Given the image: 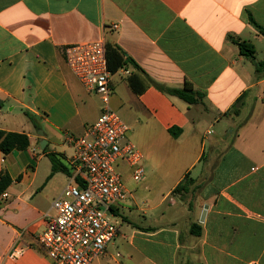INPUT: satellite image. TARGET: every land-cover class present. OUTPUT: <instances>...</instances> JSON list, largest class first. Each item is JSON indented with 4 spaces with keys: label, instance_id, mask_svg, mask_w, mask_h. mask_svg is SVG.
<instances>
[{
    "label": "crops",
    "instance_id": "1",
    "mask_svg": "<svg viewBox=\"0 0 264 264\" xmlns=\"http://www.w3.org/2000/svg\"><path fill=\"white\" fill-rule=\"evenodd\" d=\"M250 16L264 29V0H0V130L30 139L24 151H0V174L13 181L0 200V264H53L37 236L74 173L66 136L84 135L102 107L64 49L99 40L142 71L113 74L111 106L145 175L121 171L119 233L92 264H264V34ZM239 43L254 47V61ZM145 75L204 98L189 105ZM51 157L62 170L52 172ZM187 175L204 186L182 201L173 191ZM16 245L27 248L20 258L10 257Z\"/></svg>",
    "mask_w": 264,
    "mask_h": 264
},
{
    "label": "built area",
    "instance_id": "2",
    "mask_svg": "<svg viewBox=\"0 0 264 264\" xmlns=\"http://www.w3.org/2000/svg\"><path fill=\"white\" fill-rule=\"evenodd\" d=\"M64 56L86 91L99 96L101 114L84 135L67 134V142L75 150L74 173L62 195L53 201L55 214L45 216L46 228L37 240L53 264H92L106 254L119 233L116 209L128 197L120 163H127L136 182L144 178L145 169L143 155L135 145L120 146L130 128L111 106L113 74L106 42L66 46ZM26 249L16 245L10 257L20 258Z\"/></svg>",
    "mask_w": 264,
    "mask_h": 264
},
{
    "label": "trees",
    "instance_id": "3",
    "mask_svg": "<svg viewBox=\"0 0 264 264\" xmlns=\"http://www.w3.org/2000/svg\"><path fill=\"white\" fill-rule=\"evenodd\" d=\"M250 21L264 34V29L259 26L254 19L250 16ZM240 52L243 56L247 57L249 60H255V51L254 47L247 43H239ZM107 58L109 70L112 74H115L118 70L122 68L133 67L139 72H142L140 67L135 63V61L129 57H126V54L117 47H112L107 45ZM257 71H261L264 69V63L256 64ZM144 74V73H143ZM146 76V75H145ZM148 80V85H152L156 87L158 90L167 94L169 96L177 97L189 105H195L201 102L204 98V94L198 91H195L190 85H186L183 89H171L165 86H162L152 79L146 76ZM128 82L133 89V91L137 94H141L146 86H142L139 88L137 81L134 76H130L128 78ZM30 121L34 124L36 128H38V124L33 115L30 113H26ZM174 137L178 136L181 132L179 129H171L169 131ZM30 146L29 136L25 133H15V132H6L0 130V151L5 155H9L14 151H24L28 149ZM52 160V172H57L62 170V167L57 163V161L51 157ZM12 178L10 175L4 171L0 174V200L1 196L4 192L12 184ZM204 186V185H203ZM203 186H196L195 181L187 175L185 179L175 188L173 194L179 195L182 201L188 197V195H192L198 192ZM191 232L194 236L200 237L202 235V227L198 224H193L191 228Z\"/></svg>",
    "mask_w": 264,
    "mask_h": 264
},
{
    "label": "rangeland",
    "instance_id": "4",
    "mask_svg": "<svg viewBox=\"0 0 264 264\" xmlns=\"http://www.w3.org/2000/svg\"><path fill=\"white\" fill-rule=\"evenodd\" d=\"M98 101H99V104L102 106V103H101V100L100 99H98ZM116 112V111H115ZM116 114L122 119V121L124 122V123H126V121L124 120V118L122 117V115L120 114V113H118V112H116ZM127 124V123H126ZM127 143H132L133 145H134V142L133 141H131L129 138H125V139H123L122 141H121V143H120V146H124L125 144H127ZM121 165H120V168H119V171L121 172V171H126L127 169H129V167H128V165H127V163H125V162H121L120 163ZM143 164V163H142ZM143 166H144V164H143ZM122 173V172H121ZM157 188V187H156ZM119 217V216H118Z\"/></svg>",
    "mask_w": 264,
    "mask_h": 264
},
{
    "label": "water",
    "instance_id": "5",
    "mask_svg": "<svg viewBox=\"0 0 264 264\" xmlns=\"http://www.w3.org/2000/svg\"><path fill=\"white\" fill-rule=\"evenodd\" d=\"M207 210H208V206H206V207L204 208V212H203V214H202V216H201V222H204V219H205L206 214H207Z\"/></svg>",
    "mask_w": 264,
    "mask_h": 264
}]
</instances>
